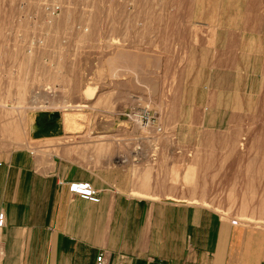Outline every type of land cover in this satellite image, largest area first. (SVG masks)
<instances>
[{
	"label": "rangeland",
	"instance_id": "1",
	"mask_svg": "<svg viewBox=\"0 0 264 264\" xmlns=\"http://www.w3.org/2000/svg\"><path fill=\"white\" fill-rule=\"evenodd\" d=\"M111 2L132 6L129 46L99 43L117 14L73 10L62 23L92 25L79 46H61L56 29L32 47V14L0 0V158L34 153L32 120L54 111L63 140L87 162L98 163V152L113 158L131 175L133 196L264 227V0Z\"/></svg>",
	"mask_w": 264,
	"mask_h": 264
},
{
	"label": "crops",
	"instance_id": "2",
	"mask_svg": "<svg viewBox=\"0 0 264 264\" xmlns=\"http://www.w3.org/2000/svg\"><path fill=\"white\" fill-rule=\"evenodd\" d=\"M63 122L54 111L36 114L35 152L0 158L7 222L0 264H98L101 254L107 264H123L122 256L128 264H264V227L233 224L203 206L133 196L131 175L100 152L98 163L87 162L63 140ZM72 182L91 183L98 201L72 195Z\"/></svg>",
	"mask_w": 264,
	"mask_h": 264
},
{
	"label": "built area",
	"instance_id": "3",
	"mask_svg": "<svg viewBox=\"0 0 264 264\" xmlns=\"http://www.w3.org/2000/svg\"><path fill=\"white\" fill-rule=\"evenodd\" d=\"M112 0H18V8L20 12H28L32 14V22L29 24L30 28L33 29L32 44L41 46L45 45L46 40L52 36V32L56 29L62 30L60 36V44L65 47H77L80 43L82 36L89 35L92 30V25L87 18L82 19L80 22H73L72 24H64L63 15L75 11L80 15L93 13L96 15L100 12H109L111 15L117 14L118 17L114 16L111 24L101 25V38L100 44H106L107 47L113 48L119 46H129L132 43L127 40L129 35L127 31L133 29L134 25L125 17L128 14H134L132 6H128L125 12L121 9L114 7ZM114 7V8H113ZM92 14V15H93ZM142 24L136 25L134 30L141 28ZM116 30H122L123 33L118 34ZM142 45V44H141ZM87 51V50H86ZM112 51L113 49H109ZM140 121V125L143 129L150 126V118L147 114H137L135 116ZM157 133H161L162 129H155ZM69 191L72 195L78 196L87 200L98 201V192L89 182H72L69 183ZM6 216L4 213H0V242L4 237V230L6 228ZM125 257L122 256L121 260L123 264H128L124 261ZM98 264H107L105 254H101L97 258Z\"/></svg>",
	"mask_w": 264,
	"mask_h": 264
}]
</instances>
